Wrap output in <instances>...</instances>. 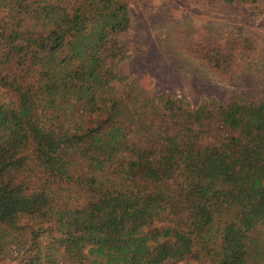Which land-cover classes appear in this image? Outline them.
Listing matches in <instances>:
<instances>
[{"label": "trees", "instance_id": "1", "mask_svg": "<svg viewBox=\"0 0 264 264\" xmlns=\"http://www.w3.org/2000/svg\"><path fill=\"white\" fill-rule=\"evenodd\" d=\"M130 24L128 0H0V264H264V100L136 107ZM240 39L194 52L224 72Z\"/></svg>", "mask_w": 264, "mask_h": 264}, {"label": "rangeland", "instance_id": "2", "mask_svg": "<svg viewBox=\"0 0 264 264\" xmlns=\"http://www.w3.org/2000/svg\"><path fill=\"white\" fill-rule=\"evenodd\" d=\"M128 4L131 24L124 40L129 57L118 65L125 80L113 82L116 94L131 85L139 95L136 107L142 109L157 105L166 95L193 107L264 100V0L255 8L219 0H128ZM234 37L249 38L253 48L232 50L227 71L217 70L213 59L202 58L204 50L194 52L204 44L235 43Z\"/></svg>", "mask_w": 264, "mask_h": 264}]
</instances>
